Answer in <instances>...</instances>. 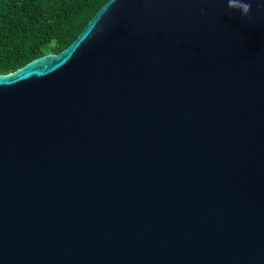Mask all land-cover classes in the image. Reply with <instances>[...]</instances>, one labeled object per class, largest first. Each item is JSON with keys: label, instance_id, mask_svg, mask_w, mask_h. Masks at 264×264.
Returning <instances> with one entry per match:
<instances>
[{"label": "water", "instance_id": "water-1", "mask_svg": "<svg viewBox=\"0 0 264 264\" xmlns=\"http://www.w3.org/2000/svg\"><path fill=\"white\" fill-rule=\"evenodd\" d=\"M256 2L109 0L0 75V264H264Z\"/></svg>", "mask_w": 264, "mask_h": 264}, {"label": "trees", "instance_id": "trees-1", "mask_svg": "<svg viewBox=\"0 0 264 264\" xmlns=\"http://www.w3.org/2000/svg\"><path fill=\"white\" fill-rule=\"evenodd\" d=\"M109 0H0V75L58 54Z\"/></svg>", "mask_w": 264, "mask_h": 264}, {"label": "clouds", "instance_id": "clouds-1", "mask_svg": "<svg viewBox=\"0 0 264 264\" xmlns=\"http://www.w3.org/2000/svg\"><path fill=\"white\" fill-rule=\"evenodd\" d=\"M252 2H254V0H227V8L230 13L239 12L242 19H251ZM256 8L258 11H264V4L256 2ZM201 14H204L203 9H201Z\"/></svg>", "mask_w": 264, "mask_h": 264}]
</instances>
